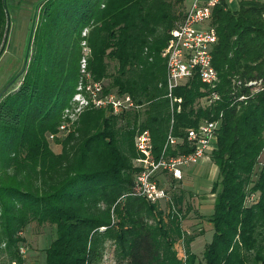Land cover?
I'll return each instance as SVG.
<instances>
[{
  "label": "trees",
  "instance_id": "obj_1",
  "mask_svg": "<svg viewBox=\"0 0 264 264\" xmlns=\"http://www.w3.org/2000/svg\"><path fill=\"white\" fill-rule=\"evenodd\" d=\"M226 5L221 0L210 23L220 100L201 105L210 90L197 76L173 92L182 104L172 125L180 143L170 155L191 152L187 130L221 114L209 154L218 168L213 191L219 187L208 218L213 238L202 261L190 250L196 236L182 229L191 209L181 191L170 196L174 209L133 194L135 136L149 131L156 158L169 131L161 53L184 18L185 0H41L22 70L0 92V245L9 264H24L21 233L31 223L54 228L44 264H101L108 243L114 264H264V2ZM83 59L95 81H108L106 93L127 94L140 109L121 116L85 110L61 136ZM258 80L262 90L250 93L246 83ZM51 135L59 136L57 153Z\"/></svg>",
  "mask_w": 264,
  "mask_h": 264
},
{
  "label": "built area",
  "instance_id": "obj_2",
  "mask_svg": "<svg viewBox=\"0 0 264 264\" xmlns=\"http://www.w3.org/2000/svg\"><path fill=\"white\" fill-rule=\"evenodd\" d=\"M220 2L221 0H193L186 8L183 20L170 32L169 41L161 53L165 62L166 97L169 100L171 118L161 155L153 157L149 131H142L134 138L138 158L133 164L138 171L134 179L133 194L152 204L168 203L174 209L161 178L167 176L175 181L182 180L183 168L209 158L214 148L221 124V114L218 119L204 120L195 129L187 130L186 142L188 147L192 148L191 152L169 154L170 151L177 149L180 143L172 135L173 115L181 111L182 104L181 98L174 97V90L197 76L210 90V94L201 100V105L215 104L220 100V95L216 91L219 79L212 65V49L217 43V34L210 25L213 10ZM81 77L69 107L64 109L65 114H68L72 106L73 113L63 116L68 118V121L60 124L58 133L67 131L70 117L77 118L85 110H105L111 115L121 116L140 109L127 94L106 93L103 82L95 81L85 71V59L82 60ZM246 86L251 89L250 93H256L262 90V81H249ZM239 100L243 101L246 98L240 97ZM52 138V135L49 136L50 140ZM248 201L253 202L254 197H250Z\"/></svg>",
  "mask_w": 264,
  "mask_h": 264
},
{
  "label": "rangeland",
  "instance_id": "obj_3",
  "mask_svg": "<svg viewBox=\"0 0 264 264\" xmlns=\"http://www.w3.org/2000/svg\"><path fill=\"white\" fill-rule=\"evenodd\" d=\"M41 0H6L5 9L8 15L5 30L2 36V53L0 55V92L12 83L13 78L19 75L24 64V58L27 52L28 40L31 35V24L34 19L33 26L36 22L38 14V5ZM193 0H185L186 7H189ZM230 10L238 9L239 0H225ZM264 2V0H260ZM85 32L82 34L84 36ZM82 46H84L82 44ZM1 49V48H0ZM84 51V50H83ZM87 55V52H84ZM82 65V61H81ZM82 77L79 78V81ZM104 86L108 85V81H101ZM74 107H70V114L73 113ZM68 113V114H69ZM65 112L61 113V120L64 118ZM69 114V115H70ZM79 116V115H78ZM70 117L67 132H73L79 117ZM59 137V136H58ZM58 137L53 136V144L50 147L54 153L59 152L60 141ZM55 138V139H54ZM59 143L54 144V140ZM263 159V158H262ZM183 178L177 184H172L166 180L165 187L168 189L169 195L172 192H182L184 195L185 206L191 209L187 213L182 223V229L185 235L196 236L190 243L191 253L196 256L197 261H202V255L205 247L211 243L213 238V228L208 218L213 213L215 195L219 191V187L214 189V185L218 179V168L209 158L200 160L197 164L183 168ZM214 192V194H213ZM161 208H165L162 203ZM201 233V234H200ZM199 234V235H198ZM21 236L24 243L20 247V254L24 259V264H44L45 249L54 239V228L52 226H37L34 223L25 227ZM176 251L179 258H183V238L176 242ZM0 264H9L7 254L2 250L0 245ZM101 264H114L112 255V246L106 244L103 251V260Z\"/></svg>",
  "mask_w": 264,
  "mask_h": 264
},
{
  "label": "crops",
  "instance_id": "obj_4",
  "mask_svg": "<svg viewBox=\"0 0 264 264\" xmlns=\"http://www.w3.org/2000/svg\"><path fill=\"white\" fill-rule=\"evenodd\" d=\"M182 178H183V177H182ZM166 180H167V181H170V183H172V184H177V183H179V182L181 181V180H180V181H175V180H172L170 177H167V176L165 177V176H164V177L161 178V181H162V184L164 185V187H165V184H166V183H165ZM165 188H166V187H165ZM166 190H168V189L166 188Z\"/></svg>",
  "mask_w": 264,
  "mask_h": 264
}]
</instances>
